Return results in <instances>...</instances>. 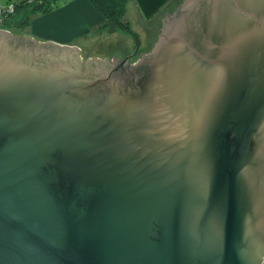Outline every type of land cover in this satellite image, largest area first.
Listing matches in <instances>:
<instances>
[{"label":"water","instance_id":"1","mask_svg":"<svg viewBox=\"0 0 264 264\" xmlns=\"http://www.w3.org/2000/svg\"><path fill=\"white\" fill-rule=\"evenodd\" d=\"M148 53L0 29V264H261L264 0H179Z\"/></svg>","mask_w":264,"mask_h":264},{"label":"crops","instance_id":"2","mask_svg":"<svg viewBox=\"0 0 264 264\" xmlns=\"http://www.w3.org/2000/svg\"><path fill=\"white\" fill-rule=\"evenodd\" d=\"M12 1L21 2L22 0H0V4ZM61 1V5H55L51 11L32 16L29 25L31 26L30 33H22V31L19 32L12 27L9 28L10 31L33 38H36L35 35L52 36L53 40L60 41L61 43L64 40L66 44L71 45L75 44L72 43L73 40L80 38H83V42H88L89 37L87 35L91 32H97V36L106 33V31L98 30L104 18L88 0ZM176 1L174 0L168 4L169 0H131L127 3V8L133 7L136 15L138 13L137 17L139 16L140 19L143 16L145 17L143 20H148L152 15H155L151 21H157L160 20L163 12L172 9L177 4ZM44 40L50 41L48 39Z\"/></svg>","mask_w":264,"mask_h":264},{"label":"rangeland","instance_id":"3","mask_svg":"<svg viewBox=\"0 0 264 264\" xmlns=\"http://www.w3.org/2000/svg\"><path fill=\"white\" fill-rule=\"evenodd\" d=\"M177 1L179 2V0ZM178 2L176 3L178 4ZM8 3L11 2H7V4ZM61 3V0H57L55 5H61ZM175 6L172 9H174ZM172 9L170 10L172 11ZM137 15L133 7H126L125 17L129 22L133 33L137 34V40L134 38V35L131 32L117 30L113 33H102L100 36H97V32H91L87 35L89 37L88 42H83V38H80L73 40L72 43L77 44L76 46L81 49L80 55L82 59H89L90 57H106L108 60H112L114 56L121 60L127 56L130 58L132 63L148 53L149 49H151L157 38L155 32L160 31L159 28L161 25L160 20L146 22L143 20L145 17L142 16V19H140L139 16L137 17ZM9 28L10 26L0 27V29L10 30ZM17 31H22V33H30L31 26L24 30L21 29ZM35 37L39 41H45L44 39H48L58 44H66L64 40L63 43L53 40L52 36L35 35Z\"/></svg>","mask_w":264,"mask_h":264},{"label":"trees","instance_id":"4","mask_svg":"<svg viewBox=\"0 0 264 264\" xmlns=\"http://www.w3.org/2000/svg\"><path fill=\"white\" fill-rule=\"evenodd\" d=\"M91 5L103 16V23L98 27L100 31L113 33L117 30L131 32L137 40V34L133 33L129 22L127 21L126 7L131 0H88ZM174 0H169L168 4ZM57 0H22L21 2L12 1L13 10L4 9L0 16V27L10 26L21 30L27 28L31 23V18L35 14H44L55 7ZM7 4V3H5ZM8 5V4H7ZM161 15V14H160ZM155 15L145 20L151 21Z\"/></svg>","mask_w":264,"mask_h":264},{"label":"built area","instance_id":"5","mask_svg":"<svg viewBox=\"0 0 264 264\" xmlns=\"http://www.w3.org/2000/svg\"><path fill=\"white\" fill-rule=\"evenodd\" d=\"M5 6L7 7L6 9H8V10H13V8H14V5L12 3H8V5L7 4H0V14H1L2 10L4 9L3 7H5ZM261 264H264V259L262 260Z\"/></svg>","mask_w":264,"mask_h":264},{"label":"flooded vegetation","instance_id":"6","mask_svg":"<svg viewBox=\"0 0 264 264\" xmlns=\"http://www.w3.org/2000/svg\"><path fill=\"white\" fill-rule=\"evenodd\" d=\"M176 2H178V1H176ZM165 12H166V11H165ZM165 12H163V13H165ZM162 16H163V14L161 15L160 19L162 18Z\"/></svg>","mask_w":264,"mask_h":264},{"label":"bare ground","instance_id":"7","mask_svg":"<svg viewBox=\"0 0 264 264\" xmlns=\"http://www.w3.org/2000/svg\"><path fill=\"white\" fill-rule=\"evenodd\" d=\"M64 31V30H63Z\"/></svg>","mask_w":264,"mask_h":264}]
</instances>
